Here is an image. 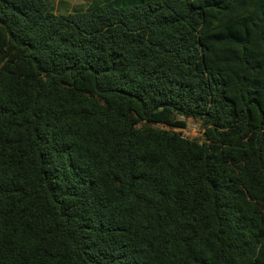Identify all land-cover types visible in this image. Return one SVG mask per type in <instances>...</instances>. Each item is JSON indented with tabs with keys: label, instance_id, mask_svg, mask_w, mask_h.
Masks as SVG:
<instances>
[{
	"label": "trees",
	"instance_id": "trees-1",
	"mask_svg": "<svg viewBox=\"0 0 264 264\" xmlns=\"http://www.w3.org/2000/svg\"><path fill=\"white\" fill-rule=\"evenodd\" d=\"M0 264H264V0H0Z\"/></svg>",
	"mask_w": 264,
	"mask_h": 264
},
{
	"label": "rangeland",
	"instance_id": "rangeland-1",
	"mask_svg": "<svg viewBox=\"0 0 264 264\" xmlns=\"http://www.w3.org/2000/svg\"><path fill=\"white\" fill-rule=\"evenodd\" d=\"M53 5L58 13L65 14L84 10L88 7L93 0H47ZM187 129L183 130V135L189 139L203 140V129L199 123L192 120L187 121Z\"/></svg>",
	"mask_w": 264,
	"mask_h": 264
}]
</instances>
